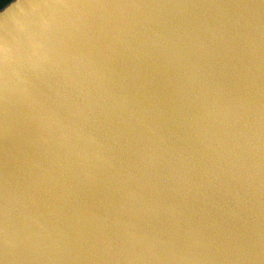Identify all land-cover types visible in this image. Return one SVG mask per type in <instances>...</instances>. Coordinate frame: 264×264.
<instances>
[{"label": "water", "instance_id": "obj_1", "mask_svg": "<svg viewBox=\"0 0 264 264\" xmlns=\"http://www.w3.org/2000/svg\"><path fill=\"white\" fill-rule=\"evenodd\" d=\"M0 264H264V0L0 9Z\"/></svg>", "mask_w": 264, "mask_h": 264}, {"label": "trees", "instance_id": "obj_2", "mask_svg": "<svg viewBox=\"0 0 264 264\" xmlns=\"http://www.w3.org/2000/svg\"><path fill=\"white\" fill-rule=\"evenodd\" d=\"M11 0H0V9L7 5Z\"/></svg>", "mask_w": 264, "mask_h": 264}]
</instances>
